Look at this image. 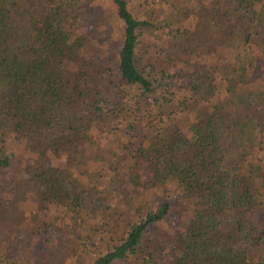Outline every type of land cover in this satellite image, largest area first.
I'll list each match as a JSON object with an SVG mask.
<instances>
[{
	"label": "trees",
	"instance_id": "1",
	"mask_svg": "<svg viewBox=\"0 0 264 264\" xmlns=\"http://www.w3.org/2000/svg\"><path fill=\"white\" fill-rule=\"evenodd\" d=\"M109 1L116 58L81 29L102 27V0H0V186L25 173L49 230L52 213L83 217L68 169L97 160L80 148L113 122L130 139L108 159L141 206L121 232L97 229L103 253L91 238L75 250L90 264H264V0ZM149 31L161 39L143 48L146 73ZM107 78L123 87L111 100ZM175 210L179 230L163 235Z\"/></svg>",
	"mask_w": 264,
	"mask_h": 264
},
{
	"label": "rangeland",
	"instance_id": "2",
	"mask_svg": "<svg viewBox=\"0 0 264 264\" xmlns=\"http://www.w3.org/2000/svg\"><path fill=\"white\" fill-rule=\"evenodd\" d=\"M99 8L104 15L99 17L96 15L99 21L97 25L102 27L96 28L95 24H90L92 20L87 18L81 29L91 36L97 50L102 47L101 43H107L110 53L116 58L120 40L115 37L116 20L113 6L109 0H102ZM163 8L167 10L165 6ZM165 16H171V13L166 12ZM160 34L159 31L157 33L149 31L141 38L144 45L140 48L138 63L141 70L146 73L148 68L145 63L150 55L144 54L143 48L148 45L154 50L152 43H156V38L161 39ZM253 78H248V82L254 80ZM104 80L106 81L103 89L109 90V100L120 94L121 89L123 90L119 84H111L113 78ZM177 118L176 120H179ZM129 139L123 128L113 122L99 124L93 128L88 142L80 148V152L89 159L96 155L97 160L94 158L91 163L89 162L90 164L83 165L80 170L68 169L87 191L83 217L69 218L64 214L52 213L53 226L50 230L43 225L45 221L43 215L46 212H42V215L38 209H35L38 198L36 191L24 186L22 179H25V173L21 171L5 173L6 177L12 176L13 180L8 185L0 186V264H90L95 258L94 253L86 254L81 250H75L76 245L85 238H91V242L96 244V251L103 253L106 249L105 242L109 241L110 236L107 232L103 241L97 229L105 231L111 227L113 232L115 230L121 232L131 221V217L132 220L136 219L141 206L135 199L136 192L131 187L128 188L125 184L126 180L120 173L118 174L121 176L117 178L116 171L119 167L116 163L111 164L107 154L116 151ZM130 142L134 144L135 140ZM2 177L3 171H0V180ZM14 180L18 181L17 184L13 183ZM143 188L144 191L140 192L139 199L144 205L149 203L150 208L153 209L158 196L152 187ZM149 190L153 191L150 193ZM175 211L177 213H171L169 218L158 227L163 235L164 232L169 233L168 231L173 229L179 230L181 219L179 210ZM79 223L82 225H78ZM88 227L92 233L84 231ZM87 235L90 237H85ZM90 251L94 252L91 249Z\"/></svg>",
	"mask_w": 264,
	"mask_h": 264
}]
</instances>
